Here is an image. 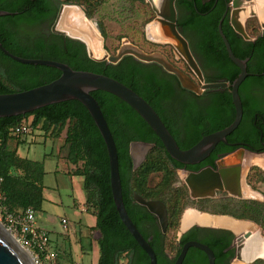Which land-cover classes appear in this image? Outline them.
<instances>
[{
  "label": "trees",
  "instance_id": "trees-1",
  "mask_svg": "<svg viewBox=\"0 0 264 264\" xmlns=\"http://www.w3.org/2000/svg\"><path fill=\"white\" fill-rule=\"evenodd\" d=\"M61 3L82 4V0H60ZM86 9L89 18L94 15L97 6ZM43 3L44 11L40 4ZM48 0H19L17 4L3 6L6 10L20 13L3 15L0 18L14 23L24 19L33 23L47 15ZM187 6L189 16L180 18L181 32L192 44L204 68L213 69L207 75L208 82L221 80L230 84L239 75L240 68L229 57L224 41L219 32V22L226 11L223 0H177V7ZM100 28L104 37L106 30L102 23ZM223 31L227 36L234 54L242 59L249 57L248 70L250 74L241 84L239 92L243 102L244 115L238 128L228 135V141L243 140L251 145L259 146L264 141V106L261 105L249 89L254 86H264V30L252 40H246L231 25L229 14L223 22ZM6 37V38H5ZM0 41L12 53L27 58H45L68 63L74 69L90 70L116 78L143 96L160 114L165 124L177 138L181 148H190L204 135L220 130L230 125L236 116L232 99L231 85L220 89H209L203 104L188 101L183 112V124L186 127L187 138L180 140L170 125L169 119L162 111L161 98L168 96L163 82L152 71H147L146 65L137 62L132 55H126L119 63L97 61L89 57L85 43L72 39L66 34H52L47 42L39 39L33 45H23L14 31L0 32ZM195 43V44H194ZM107 48V47H106ZM62 71L56 67L44 64L22 63L12 59L0 49V93L27 90L57 79ZM190 92L186 89H183ZM92 94L98 100L115 138L119 170L122 181L123 200L126 209L145 238L154 248L158 264H174L181 252L182 245L188 239V234L177 243L171 259L168 232L179 226L180 214L185 205L186 194L172 189L173 176L184 163L174 159L166 150L162 140L146 120L125 100L105 91L96 90ZM193 94V93H191ZM200 97V96H199ZM197 105V106H196ZM123 113H120V112ZM121 114L123 124L136 128L137 121L143 124L145 130L139 135L122 140L116 129L115 115ZM25 123L34 131L64 138L66 150L65 159L69 163L67 172L71 176H82L87 192L85 206L97 218L91 231L100 233L98 245L100 257L98 264H121L123 256H127V264H150L148 253L141 247L121 219L112 191L110 158L105 140L87 107L77 99L66 100L40 107L25 115L0 117V199L3 211L18 212L28 207L40 211L44 207L45 170L42 163L19 154V146L25 141L23 136L14 133L17 124ZM132 139L152 141L154 146L148 152L144 162L134 168L129 152ZM15 146L12 147L11 144ZM223 142L212 152L214 157L219 150H230L233 147L221 148ZM252 150L261 151L250 147ZM153 172H160L159 184L152 187L149 177ZM137 192L145 199H161L168 209V228L162 233L156 222L155 227L146 229L145 221L156 220V216L145 206L135 201ZM201 210L215 214H229L238 219H251L256 222L264 220V202L243 198L207 197L200 200ZM225 232L233 237L230 230ZM207 242V240H204ZM225 240L222 246L208 245L216 253H220L230 244ZM174 245H172L173 247ZM193 254L203 257L208 264L204 251L198 247H190L185 258L187 264ZM259 262L263 260L259 259Z\"/></svg>",
  "mask_w": 264,
  "mask_h": 264
},
{
  "label": "water",
  "instance_id": "water-1",
  "mask_svg": "<svg viewBox=\"0 0 264 264\" xmlns=\"http://www.w3.org/2000/svg\"><path fill=\"white\" fill-rule=\"evenodd\" d=\"M150 1L151 3L153 2L152 0ZM239 1L241 0H232L231 3L227 5V9L219 22V32L226 46L229 57L240 68L239 75L231 84L225 80L217 82H207L205 80L200 64L190 48L188 39L177 28V10L175 5L176 0H164L165 6L162 11H160L152 3L157 15L156 21H158L160 24V30L163 36L169 39L165 42L172 44L175 47V50L187 61L190 71L196 74L198 81H195L189 73L174 65V63H172V61L164 53L160 51H145L138 45L131 43L129 40H125L115 54L110 53L104 45V36L101 34V32L102 51L100 55H97L93 49L92 42L88 40V37L85 34L77 35L72 31L61 29L59 23L61 21L63 10L67 6L75 4L66 3L61 7L58 16L57 28L55 31L57 33L66 34L72 39H76L85 43L89 57L94 60L108 61L110 63L117 64L126 55H132L142 62H156L161 64L166 71L175 74L184 88L194 91L197 94H202L208 89H220L231 85L232 99L236 110L234 121L230 125L220 130L204 135L196 144L186 149L181 148L178 141L173 136L156 109L138 92L118 79L90 70L74 69L68 63L58 60L22 57L9 51L0 41V49L6 55L10 56L16 61L29 64H44L56 67L62 71V74L57 79L49 83H45L27 90L0 93V117L25 115L26 113L34 111L40 107L71 99H77L81 101L94 118L107 145L111 167L112 191L119 215L141 247L148 253L150 257V264H158L157 254L152 245L136 226L126 209L123 200L122 181L119 170V159L115 138L103 113V110L92 92L96 90H105L119 96L128 104H130L157 133L172 158L185 164H195L205 160L208 156H210L218 143L228 142V135L238 128L244 115L243 102L239 89L243 81L250 74H252L248 70L249 57L242 59L234 54L232 46L227 36L224 34L222 28L223 22L231 5L233 7L231 13L232 26L246 40H252L246 31L245 22L239 23L235 20L234 9L239 4ZM11 14H13V12L8 10H0V16ZM252 16H256V14L253 13ZM96 25L99 29V24L96 23ZM261 26L264 30V23L261 24ZM145 147L146 148H144L142 161L146 158L149 149L153 147V145H146ZM239 153H241V156L237 155ZM248 158L252 160L249 163L245 162V160H248ZM139 165L140 163H136L134 168H137ZM254 165L264 168V152L255 151L247 145H242V147L238 148L233 154L220 161L219 168L217 169L209 166L199 172L178 170V174L183 180L186 181L188 187L190 188L191 196L194 199L203 197H216L218 190H226L230 195L236 197L257 198L261 197L262 194L247 184L248 172ZM243 185L250 187L253 189V191H256L260 195L253 197L244 194ZM134 198L136 202L145 206L151 213L157 216L162 231L166 232L169 220L168 209L165 202L161 199L147 200L137 192L134 193ZM191 209L200 213L202 212L195 208ZM204 213H207L210 216L226 217L234 221L248 223L257 228L255 223L249 219H238L227 214H213L210 212ZM195 225L226 229L234 233L237 241V254L232 264H249L259 258L264 259V257L255 256L258 254L261 244L258 243L255 246V235L251 231L241 232L240 230L237 231L230 228L229 226L220 225L219 223L214 225L192 223L188 226H183V223H181L180 231L178 233V240L180 241L185 232ZM257 232H259L260 235L255 236L256 238H264V235L260 229L257 228ZM193 246L198 247L206 252L209 264H216V256L213 249L208 244L200 240H189L184 243L181 252L176 258L174 264H183L188 250ZM250 251L252 253V258L245 260L244 255ZM0 264H37L32 254L30 256L27 254L26 248L18 241L17 238L12 235L11 230L1 221Z\"/></svg>",
  "mask_w": 264,
  "mask_h": 264
},
{
  "label": "rangeland",
  "instance_id": "rangeland-1",
  "mask_svg": "<svg viewBox=\"0 0 264 264\" xmlns=\"http://www.w3.org/2000/svg\"><path fill=\"white\" fill-rule=\"evenodd\" d=\"M95 4L94 0H82L81 5L75 4V6H79L86 14V9L91 8V6L93 9ZM89 19L93 22L95 30L99 34L100 32L102 34L100 23L104 25L107 34L104 37V45L112 54L118 51L125 40H129L148 52H153V50L161 52L165 49L169 57L175 61L173 54L168 52V48H164L163 45L151 40L148 36V25L156 21V12L150 0H102L97 6L93 17ZM96 23L99 24V29ZM245 27L252 39L260 31H263L256 16H249L245 21ZM178 65L182 66L181 63ZM193 79L198 81L197 77H193ZM24 139L25 141L19 146V154L40 161L45 170L46 201L43 209L37 211L36 218L39 225L51 231L54 247L59 252V256L55 260L56 264H98L100 251L97 239L90 231V227L96 224L97 218L93 212L86 210L87 192L84 188V178L82 176H71L67 172L69 163L65 159L64 138L62 136L47 135L43 131H34L24 135ZM11 146L14 147L15 145L12 143ZM161 175L160 172H153L150 175L149 182L152 187L159 184ZM247 176V184L258 190L262 194L261 197H236L230 195L227 191H220L216 197L226 199L236 197L264 202V168L254 165ZM245 187L249 192L255 194H249L248 196L256 197L260 195L250 187ZM172 189L186 194L184 199L186 203L183 205L184 209L180 214L179 226L177 229L172 228L167 233L171 244L169 249L174 254L185 211L190 208H200L199 205L203 202L192 198L190 188L187 187L178 173L173 176ZM63 218H66L69 222L64 224L62 222ZM253 222L264 235V220L261 223ZM12 233L14 234V232ZM172 245L174 246L172 247ZM259 259L263 261L259 262ZM259 259L249 264H264V259ZM127 261V256H123L120 260L121 264H127Z\"/></svg>",
  "mask_w": 264,
  "mask_h": 264
},
{
  "label": "flooded vegetation",
  "instance_id": "flooded-vegetation-1",
  "mask_svg": "<svg viewBox=\"0 0 264 264\" xmlns=\"http://www.w3.org/2000/svg\"><path fill=\"white\" fill-rule=\"evenodd\" d=\"M205 1H208V0H205ZM223 1L226 3V9H227V5L229 3H231L232 0H223ZM18 2H19V0H0V10H6L3 6H7L9 3L11 5H14V4H17ZM48 2H49V6H48L49 11H47V15L45 17L39 19L38 21L33 22V23H28L24 19H22L18 23H14L11 20L0 18V32H1V34L6 35L7 31H14L16 33L17 39L23 45H27V44L33 45L39 39H45L48 42L52 38V34H56V35L61 34V33H57L55 31V29L57 28L58 16H59V13H60V10H61L63 3H61L60 0H48ZM175 5H176V10H177V28L181 32V28L179 26V20H180V18H185V17L189 16L191 12L189 11L187 6H183L182 8L179 9V7H177V0L175 2ZM40 6H42V8H43V10H41V11H44L45 5L43 3H41ZM13 13L18 14V13H20V11L13 12ZM231 13H232V6L230 5L229 11H228L230 23H231ZM154 22H156L158 25L157 29H158V34L160 35V38H159V40H154V39H151V40L160 43L161 45H163L164 48H168V52L173 54L175 61L172 60L171 57H169V55L166 53L165 49H164V51H161V52H164V54L172 61V63H174V65L181 68L185 72L189 73L192 76V78L197 77L194 72L190 71L187 61L175 50V47L172 44L165 42L169 39L167 37L163 36V34L160 30L159 22L153 21L152 23H154ZM147 32H148V27H147ZM148 36H149V34H148ZM189 44H190L191 50L193 51L196 59L198 60V62L200 64V67H201L202 72L204 74L205 80L207 81V75L212 74L214 71H213V69H207L206 70L204 68V66L201 62V59L198 57L197 53L192 49V44L190 43V41H189ZM135 60L137 62H140V63L146 65L145 70L152 71V74L156 75L163 82V84L165 86L164 90L166 93H168V96L165 98H161L159 101L161 103V106H162V111H163L164 115L169 119L170 125L175 130L177 137L180 140H185L187 138V131H186L187 129L183 124L182 116H183V112L186 108V103L188 101H190L192 103H196L199 106H201V104H203L204 100L207 99V96H205V95L209 89L205 90L202 94H197L194 91H191L189 89L184 88L181 85L178 77L175 74L166 71L161 64L156 63V62L146 63V62H142L136 58H135ZM179 63H181L182 66H179L178 65ZM221 81H223V80H221ZM183 89H186L190 92H187ZM249 92L251 93L252 96H254L256 98V100L261 105L264 106V86H262V87L261 86L251 87L249 89ZM191 93H193V94H191ZM120 113H123V112L121 111ZM120 117H121V114L115 115V118L117 121L115 126L117 129L118 135L122 140L125 141L129 137L139 135L141 130H145V128L143 127V124L140 123L139 121H137V125H135L136 128L133 126V128L131 130L130 127H128L127 125H125L121 122ZM169 130L171 131V129H169ZM171 133H172V131H171ZM176 140H178V139L176 138ZM146 145H153L154 146V143L152 141H143V140H137V139H132L130 141L129 152H130V155L132 157L134 167H135L136 163H140V164L142 163V156L144 153L143 149L145 148ZM218 145H219V143L217 144V146ZM242 145H247L248 147L256 148V149H259L262 152H264V141L259 146L251 145L248 142L243 141V140L228 141L227 143H224V146H222L220 144V147L221 148L233 147V149L219 150L216 152L214 157H211V155H212V153H211L210 156H208L205 160H203L199 163H195V164H185L184 163V165L182 167H179L178 170H185L188 172H199L202 169L207 168L209 166H212V167L217 169V168H219V162L220 161H222L226 157L233 154L238 148L242 147ZM150 149H152V147ZM185 183H186V181H185ZM186 185H187V183H186ZM187 187H188V185H187ZM220 191L226 192V190H218V193ZM203 198H207V197H203ZM201 199L202 198H198L197 200L199 201ZM195 209L200 210L202 212H208V211L201 210L198 207H195ZM156 222L158 223V225L160 226V229L162 231V228H161V225H160V222H159V219L157 218V216H156V220L152 219V221H150V220L145 221L143 223V225L146 229H150V230L152 229V231H153ZM225 230L226 229H219V228H212V227H207V226L195 225V226L191 227L187 232H185V234L182 236V238L188 234L189 237L185 241V243L189 240H200L206 244L212 243L215 246H222L224 244L225 240L230 239L231 240L230 244L226 248H224L222 252L216 253L214 251V253L216 256V259H215L216 264H232L236 258V254H237L236 236L233 235V237L231 238V236H229L225 232ZM166 232L162 231V233H166ZM181 240L180 241L178 240V242L181 243ZM204 240H207V242H209V243H207ZM189 250H188V252H189ZM188 252H187V254H188ZM204 253H205L207 261H208V256H207L206 252H204ZM169 257L171 259H174L175 254L169 255ZM198 261L204 262L203 257L201 255H198V254H193L190 257L187 264H197ZM183 264H184V262H183ZM208 264H209V261H208Z\"/></svg>",
  "mask_w": 264,
  "mask_h": 264
},
{
  "label": "bare ground",
  "instance_id": "bare-ground-1",
  "mask_svg": "<svg viewBox=\"0 0 264 264\" xmlns=\"http://www.w3.org/2000/svg\"><path fill=\"white\" fill-rule=\"evenodd\" d=\"M155 7H157L160 11L164 9L165 3L164 0H152ZM255 13L259 18L261 24L264 23V0H254L247 1L241 0L239 4L234 9V17L235 20L239 23H244L249 16ZM61 29L66 31H72L74 34L82 35L85 34L88 37V40L92 42L93 49L97 55H100L102 51V38L101 34H99L94 27L93 22L86 16L84 11L75 5L67 6L61 15V21L59 23ZM158 25L156 22L150 23L148 26V34L151 39L159 40L160 35L158 34ZM99 47V49H97ZM140 146V145H139ZM146 148V147H145ZM144 150V149H143ZM142 151V150H141ZM241 156V153L237 154ZM243 156V155H242ZM244 157V156H243ZM252 160L248 158L245 162L249 163ZM251 189V188H250ZM243 193L246 195H255L254 193L249 192L247 187L243 185ZM183 226H188L192 223H199L203 225H214L219 223L220 225L229 226L230 228L245 232L251 231L255 236H259V232H257V228L248 223L234 221L226 217H216L210 216L204 212H198L193 209H188L183 216L182 219ZM12 233V231H11ZM14 236V234L12 233ZM255 240V246L260 243L261 248L258 250V254L255 256L264 257V238L258 237ZM16 238V236H14ZM27 254L30 256L31 253L26 249ZM256 254V253H254ZM252 258L251 251L244 255V259Z\"/></svg>",
  "mask_w": 264,
  "mask_h": 264
},
{
  "label": "built area",
  "instance_id": "built-area-1",
  "mask_svg": "<svg viewBox=\"0 0 264 264\" xmlns=\"http://www.w3.org/2000/svg\"><path fill=\"white\" fill-rule=\"evenodd\" d=\"M32 129L25 123L17 124L14 133L23 136L31 133ZM2 178H0V183ZM2 195L0 193V199ZM37 211L28 207L18 212L3 211L0 203V221L14 232L18 241L29 251L37 264H56L58 252L54 248V240L50 231L39 226L36 218ZM66 224L68 220L62 219Z\"/></svg>",
  "mask_w": 264,
  "mask_h": 264
},
{
  "label": "crops",
  "instance_id": "crops-1",
  "mask_svg": "<svg viewBox=\"0 0 264 264\" xmlns=\"http://www.w3.org/2000/svg\"><path fill=\"white\" fill-rule=\"evenodd\" d=\"M44 193H45V191H44ZM46 197V196H45ZM85 209H86V207H85ZM87 210V209H86ZM69 222V221H68ZM39 226H41V225H39ZM94 225H92L91 227H93ZM41 227H43V228H45L44 226H41ZM91 227H90V231H91ZM45 229H47L48 231H50L48 228H45ZM91 233H92V235L94 236V237H96V239H97V244H98V239H99V236H100V233L98 232V231H91ZM50 234H51V231H50ZM55 248V247H54ZM98 249H99V245H98ZM55 250L58 252V250L55 248ZM100 251V250H99ZM58 256H59V252H58Z\"/></svg>",
  "mask_w": 264,
  "mask_h": 264
}]
</instances>
